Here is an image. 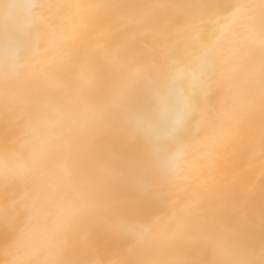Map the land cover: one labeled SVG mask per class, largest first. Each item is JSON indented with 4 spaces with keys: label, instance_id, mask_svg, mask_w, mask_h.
<instances>
[{
    "label": "bare ground",
    "instance_id": "6f19581e",
    "mask_svg": "<svg viewBox=\"0 0 264 264\" xmlns=\"http://www.w3.org/2000/svg\"><path fill=\"white\" fill-rule=\"evenodd\" d=\"M0 264H264V0H0Z\"/></svg>",
    "mask_w": 264,
    "mask_h": 264
}]
</instances>
